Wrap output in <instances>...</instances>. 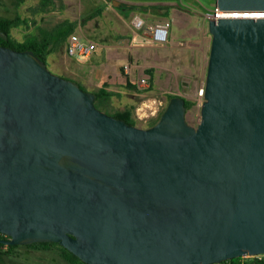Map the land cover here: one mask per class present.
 I'll list each match as a JSON object with an SVG mask.
<instances>
[{
	"label": "water",
	"instance_id": "obj_1",
	"mask_svg": "<svg viewBox=\"0 0 264 264\" xmlns=\"http://www.w3.org/2000/svg\"><path fill=\"white\" fill-rule=\"evenodd\" d=\"M215 6L227 16L208 21L197 126L181 95L155 125L128 124L33 51L0 46V243H60L87 264L264 253V16H245L264 0Z\"/></svg>",
	"mask_w": 264,
	"mask_h": 264
},
{
	"label": "crops",
	"instance_id": "obj_2",
	"mask_svg": "<svg viewBox=\"0 0 264 264\" xmlns=\"http://www.w3.org/2000/svg\"><path fill=\"white\" fill-rule=\"evenodd\" d=\"M134 5L169 7V16H163L158 9L142 13L130 10L129 8ZM100 7L103 11L98 18L88 21L83 19L85 17L80 20L71 18L63 20L77 22L75 30H79L81 34H78L84 38L99 36V39L88 38L98 43L97 50L90 57L69 56L73 62L70 72L75 75L71 77L72 81L93 93L105 88L114 94L107 105H116V108L109 111L110 113L117 114L131 109L133 118L139 120H155L158 110L163 107L158 103L165 104L170 95H181L201 105L199 90L205 86V81L192 97L193 94L190 93L189 96L183 95L181 92L184 90L180 81L175 80V77L181 74L189 78L191 73L189 58L198 54L200 48L203 50L206 35L211 37L209 39L212 43L209 28L206 32L205 20L199 14L190 13L191 10L196 11L194 8L184 5L182 0H102ZM137 13L142 14L149 22L169 20L171 22L169 42L156 44L143 31L135 29L132 18ZM45 15L39 16V23L36 26L40 35L33 34V30L28 31L27 35L45 39L53 31L42 27ZM194 19L197 25L194 24ZM24 24L30 27L28 21L25 20ZM173 26H177L175 32ZM59 50L67 53V41ZM142 78H147L151 84L148 92H142L137 87V82ZM128 83L132 86L129 87ZM139 97L147 99L138 103ZM143 104H149L150 107L143 108Z\"/></svg>",
	"mask_w": 264,
	"mask_h": 264
},
{
	"label": "rangeland",
	"instance_id": "obj_3",
	"mask_svg": "<svg viewBox=\"0 0 264 264\" xmlns=\"http://www.w3.org/2000/svg\"><path fill=\"white\" fill-rule=\"evenodd\" d=\"M102 0H53V4L50 5V10L43 11V6L41 0H0V17L5 18H15L20 16L23 21H28L30 27H26L25 24L21 25L19 28H15L12 31V36L19 41L25 39L28 31L33 30V34L40 35L39 30L36 28L38 25L39 16L41 14L45 15V20L43 22V28L48 30H54L63 20L67 18L80 20L83 17L88 16L91 12L101 6ZM183 4L194 8L196 11L191 9L190 13L199 14L202 19L206 22V32H208V20L206 19V14L208 10H214L216 0H182ZM142 13V12H141ZM98 18V17H97ZM194 24L197 25L196 19H194ZM201 26V21L199 22ZM177 30V26H173V31ZM77 33L81 34L79 30H75ZM90 33V32H89ZM209 34V33H207ZM52 35V32L49 34ZM83 36V35H82ZM212 36V35H210ZM88 38L96 37L99 39V36L94 35L93 37L85 36ZM201 37V35H200ZM208 38V40H207ZM209 35H206V42H204L203 50L200 48V51L195 56L189 58V63L191 67V73L189 78L185 75H177L175 80H179L183 88V95L193 94L206 79L210 48H211V39ZM48 68L51 72L61 77L71 80L73 75L70 71L73 68V62L70 59L69 55L63 50H59L52 54L48 60ZM180 70V69H179ZM176 87V81L174 84ZM149 90H142V92H148ZM147 99V97H139L138 103ZM169 100L166 99L165 104L162 108L158 110L156 119L151 121L150 119L139 120L135 118L136 125L148 128L150 125L157 121L160 118V115L163 113L165 107L167 106ZM103 109L101 111L112 115L109 111H113L116 108V105L108 106L102 105ZM201 119V105L196 104L186 111V120L192 126H197ZM30 245V244H29ZM7 247L3 248L0 251V264H70L66 259H64L59 251L56 248L49 250H37L26 245H21L17 248L12 256L4 255L7 251Z\"/></svg>",
	"mask_w": 264,
	"mask_h": 264
},
{
	"label": "trees",
	"instance_id": "obj_4",
	"mask_svg": "<svg viewBox=\"0 0 264 264\" xmlns=\"http://www.w3.org/2000/svg\"><path fill=\"white\" fill-rule=\"evenodd\" d=\"M43 11L50 10V5L53 4V0H41ZM130 10H136L139 12H148L149 10H160L162 12L163 16L168 17L169 16V7H163L158 5H152V6H145V5H134L129 8ZM103 8L98 7L93 12L88 14L85 18H83L85 21L91 20L95 17H98L102 14ZM24 23L23 19L20 16H16L15 18H5L0 17V31L4 34H7L8 38L5 40L0 36V46L9 47L14 50L18 51H25V50H31L35 53V55L48 66V57L52 54L57 52L67 41L68 37L74 33L77 22L72 21H65L61 24H59L53 31L52 35H47L42 39H39L35 35H27L23 41H18L12 36V31L15 28H19ZM82 89H84L81 85H79ZM128 86L131 87L132 85L128 83ZM85 90V89H84ZM96 95V101L95 105L99 109H103L102 105H107L111 99V97L114 95L111 92H108L105 88H101L100 90L95 92ZM175 97V95H170L168 97V100ZM186 108L187 110L190 109L192 106L195 105V102L191 100L186 99ZM104 110V109H103ZM162 115V114H161ZM160 115V117H161ZM113 116L117 118H121L125 120L128 124L135 125V119L133 118V112L131 109H126L122 112H119L117 114H113ZM160 118H158L159 120ZM153 122L150 126L155 125L157 122ZM0 238H7L6 236L0 234ZM27 247H31L33 249L37 250H49L56 248L60 255L66 259L70 264H87L83 262L79 257H77L75 254L70 252L68 249L64 248L60 245V243H33L30 245H26ZM7 247V251L4 252L6 256H12V254L16 251L17 248L21 247V245H5L0 243V251ZM239 258H234L229 260L232 264H238L240 261ZM227 262V261H226ZM226 262H223L221 264H225Z\"/></svg>",
	"mask_w": 264,
	"mask_h": 264
},
{
	"label": "built area",
	"instance_id": "obj_5",
	"mask_svg": "<svg viewBox=\"0 0 264 264\" xmlns=\"http://www.w3.org/2000/svg\"><path fill=\"white\" fill-rule=\"evenodd\" d=\"M227 16L222 13L216 6L214 10H208L206 19L209 21L217 17ZM132 24L135 29L143 31L148 38L156 44H167L170 39L171 22L164 20L160 22H149L142 14H135L132 18ZM98 48V43L94 40H90L82 37L78 33H72L67 39V54L70 57L76 58H88ZM137 87L140 90L150 89L151 84L147 78H142L137 82ZM205 86L199 90L200 103L204 101ZM158 105H164L163 102H159ZM143 108L150 107L149 104H143ZM238 264H264V253L260 254H248L240 257ZM225 264H232L227 261Z\"/></svg>",
	"mask_w": 264,
	"mask_h": 264
},
{
	"label": "bare ground",
	"instance_id": "obj_6",
	"mask_svg": "<svg viewBox=\"0 0 264 264\" xmlns=\"http://www.w3.org/2000/svg\"><path fill=\"white\" fill-rule=\"evenodd\" d=\"M234 15V13H232ZM244 15V13H241ZM261 13L260 12H256V13H248L246 14L245 16H250V17H261V16H264V15H260ZM234 16H239L238 13L235 14Z\"/></svg>",
	"mask_w": 264,
	"mask_h": 264
}]
</instances>
